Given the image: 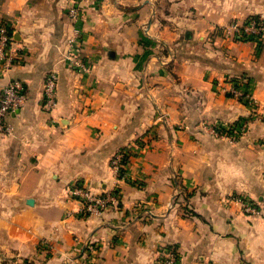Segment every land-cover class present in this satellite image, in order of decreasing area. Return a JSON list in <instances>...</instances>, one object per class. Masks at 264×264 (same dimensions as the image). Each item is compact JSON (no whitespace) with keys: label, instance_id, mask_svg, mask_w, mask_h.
<instances>
[{"label":"crops","instance_id":"crops-1","mask_svg":"<svg viewBox=\"0 0 264 264\" xmlns=\"http://www.w3.org/2000/svg\"><path fill=\"white\" fill-rule=\"evenodd\" d=\"M74 3L82 72L63 58ZM260 13L264 0H0L20 56L0 89L26 91L0 137V264H156L163 247L178 264H264V40L226 29ZM76 182L119 199L85 215Z\"/></svg>","mask_w":264,"mask_h":264},{"label":"built area","instance_id":"built-area-1","mask_svg":"<svg viewBox=\"0 0 264 264\" xmlns=\"http://www.w3.org/2000/svg\"><path fill=\"white\" fill-rule=\"evenodd\" d=\"M67 14L71 21L70 33L67 37V47L63 54L64 60L72 69L78 71L88 70V62L78 54L82 45V34L79 28L81 12L79 6L74 3L68 7ZM233 40L249 41L260 45L264 40V13L251 15L244 20H233L227 27ZM20 58L15 47V41L9 25L4 20H0V72L5 73L18 62ZM58 84V74L55 70L50 69L46 72L41 92V106L45 110H52L57 103L56 91ZM228 92L245 101L252 98L249 93L241 87L232 85ZM26 91L23 82L18 78L9 79L0 89V137L10 133V126L6 121L7 115L17 110L25 102ZM127 149L125 147L117 149L110 160L112 171L118 176L124 173V167L127 159ZM69 192L80 203V210L85 215L100 216L103 211L117 203L119 196L115 189L94 192L90 187L76 182L69 188ZM242 208L246 213L260 215L262 208L245 198L238 197ZM179 254L173 247H163L159 251L156 264H178ZM200 264H210L202 262Z\"/></svg>","mask_w":264,"mask_h":264},{"label":"trees","instance_id":"trees-1","mask_svg":"<svg viewBox=\"0 0 264 264\" xmlns=\"http://www.w3.org/2000/svg\"><path fill=\"white\" fill-rule=\"evenodd\" d=\"M29 264V263H28Z\"/></svg>","mask_w":264,"mask_h":264}]
</instances>
